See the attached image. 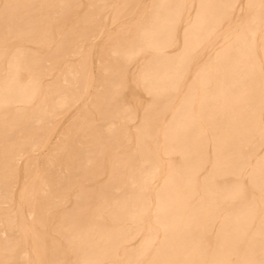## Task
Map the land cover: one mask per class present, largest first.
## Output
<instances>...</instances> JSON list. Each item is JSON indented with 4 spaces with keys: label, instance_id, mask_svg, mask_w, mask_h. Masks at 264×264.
I'll use <instances>...</instances> for the list:
<instances>
[{
    "label": "bare ground",
    "instance_id": "bare-ground-1",
    "mask_svg": "<svg viewBox=\"0 0 264 264\" xmlns=\"http://www.w3.org/2000/svg\"><path fill=\"white\" fill-rule=\"evenodd\" d=\"M0 264H264V0H0Z\"/></svg>",
    "mask_w": 264,
    "mask_h": 264
}]
</instances>
